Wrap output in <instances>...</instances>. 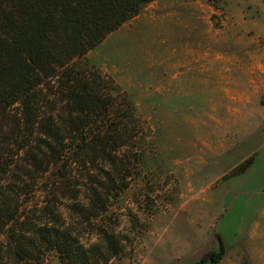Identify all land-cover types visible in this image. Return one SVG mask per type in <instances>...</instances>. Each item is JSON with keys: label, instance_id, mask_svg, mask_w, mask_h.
<instances>
[{"label": "rangeland", "instance_id": "374dc122", "mask_svg": "<svg viewBox=\"0 0 264 264\" xmlns=\"http://www.w3.org/2000/svg\"><path fill=\"white\" fill-rule=\"evenodd\" d=\"M76 64L127 117L94 118L78 135L121 123L137 150L99 157L119 167H75L47 197L52 162L67 163L68 153L47 152L43 137L34 153L11 149L12 211L48 202L59 226L70 214L105 217L126 248L113 264H195L221 242L216 264H264V0H156ZM67 97L46 106L55 138L73 126ZM8 139L0 135V152ZM95 185L102 202L81 212Z\"/></svg>", "mask_w": 264, "mask_h": 264}, {"label": "trees", "instance_id": "16d2710c", "mask_svg": "<svg viewBox=\"0 0 264 264\" xmlns=\"http://www.w3.org/2000/svg\"><path fill=\"white\" fill-rule=\"evenodd\" d=\"M154 1L0 0V135L10 138L2 142L0 152V264H50L51 255L58 257V264H113L112 258L120 257L126 249L120 233L100 215L84 218L82 214H70L69 222L59 226L58 215L50 218L54 213H46L48 202L32 213H14L8 191L14 165L9 159L14 155L11 149L16 156L34 153L32 144L42 137L47 152L55 145V154L68 153L67 163L58 156L52 162L53 178L45 193L48 197L53 187L71 178L75 167L95 163L119 167L120 161L115 158L107 161L99 157L123 149L137 150L121 123L78 135L88 126L97 125L94 118L115 115L127 121V117L113 113L114 105L105 103L97 79L78 68L76 60ZM60 92L68 96L64 101L73 126L64 125L70 136L55 138L51 135L53 117L45 110L47 104L57 102ZM111 97L106 99L111 101ZM100 109L103 114H97ZM11 118L17 124L1 133ZM44 126L47 131H43ZM18 142L23 143L16 145ZM95 186L89 191L95 199L92 202L90 197L81 212L96 210L102 202L105 188ZM100 210L107 212L105 207ZM76 226H84L86 233H80ZM225 254L221 242L218 251L206 253L195 264H216Z\"/></svg>", "mask_w": 264, "mask_h": 264}]
</instances>
